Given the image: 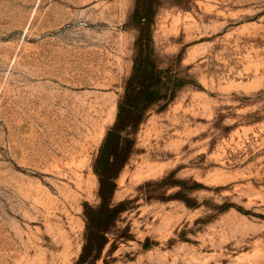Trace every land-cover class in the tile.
<instances>
[{
    "label": "rangeland",
    "instance_id": "obj_1",
    "mask_svg": "<svg viewBox=\"0 0 264 264\" xmlns=\"http://www.w3.org/2000/svg\"><path fill=\"white\" fill-rule=\"evenodd\" d=\"M140 48L161 95L84 264H264V0H0V264L79 259Z\"/></svg>",
    "mask_w": 264,
    "mask_h": 264
},
{
    "label": "trees",
    "instance_id": "obj_2",
    "mask_svg": "<svg viewBox=\"0 0 264 264\" xmlns=\"http://www.w3.org/2000/svg\"><path fill=\"white\" fill-rule=\"evenodd\" d=\"M148 7V6H146ZM137 8L135 19L146 24L150 15L149 8ZM147 34L141 33L138 38L139 46ZM150 43H151V38ZM160 70L151 61V56L140 48L137 53L133 73L127 80L123 101L118 105L117 119L113 127L107 132L95 162V170L99 175V195L101 203L91 208L86 214V236L82 253L75 264H84L89 257L97 260L99 254L107 244L105 228L102 225L113 222L116 216L123 211L119 205L113 203L117 183L110 171L121 168L129 159L135 139L122 136L124 142L119 143L121 131L136 129L142 122L145 110L161 95L156 80H159ZM158 83V81H157ZM122 144L125 147H122ZM93 251L96 254H91Z\"/></svg>",
    "mask_w": 264,
    "mask_h": 264
}]
</instances>
